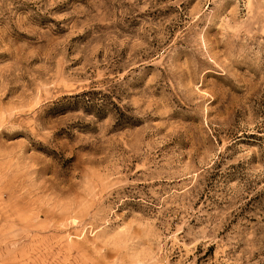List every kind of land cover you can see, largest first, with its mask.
Returning a JSON list of instances; mask_svg holds the SVG:
<instances>
[{
    "label": "rangeland",
    "instance_id": "1",
    "mask_svg": "<svg viewBox=\"0 0 264 264\" xmlns=\"http://www.w3.org/2000/svg\"><path fill=\"white\" fill-rule=\"evenodd\" d=\"M0 264H264V0H0Z\"/></svg>",
    "mask_w": 264,
    "mask_h": 264
}]
</instances>
